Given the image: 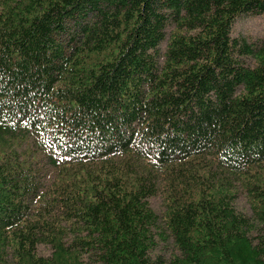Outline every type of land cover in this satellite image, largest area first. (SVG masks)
<instances>
[{"label":"trees","instance_id":"obj_1","mask_svg":"<svg viewBox=\"0 0 264 264\" xmlns=\"http://www.w3.org/2000/svg\"><path fill=\"white\" fill-rule=\"evenodd\" d=\"M245 14L264 0H0V264H264Z\"/></svg>","mask_w":264,"mask_h":264},{"label":"rangeland","instance_id":"obj_2","mask_svg":"<svg viewBox=\"0 0 264 264\" xmlns=\"http://www.w3.org/2000/svg\"><path fill=\"white\" fill-rule=\"evenodd\" d=\"M232 34L234 36H249L252 39L261 37L264 34V14L242 15L236 20L233 26ZM153 204H155V200H151L152 207ZM236 207L237 209L247 210V206L245 205L244 200L241 197L236 200Z\"/></svg>","mask_w":264,"mask_h":264}]
</instances>
